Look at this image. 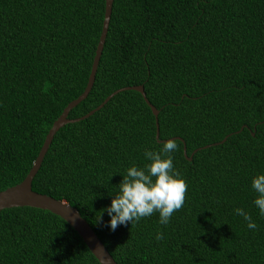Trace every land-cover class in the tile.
I'll return each instance as SVG.
<instances>
[{
	"label": "trees",
	"instance_id": "obj_1",
	"mask_svg": "<svg viewBox=\"0 0 264 264\" xmlns=\"http://www.w3.org/2000/svg\"><path fill=\"white\" fill-rule=\"evenodd\" d=\"M105 7L0 0V191L26 178L55 120L85 90ZM141 84L160 110V139H183H174L173 163L188 188L168 225L158 213L115 231L106 213L97 220L125 169L164 142L137 90L63 126L33 189L76 208L118 264H264V217L250 187L264 171V0H114L95 83L69 118ZM185 143L188 156L198 149L192 160ZM0 264L101 263L62 217L18 206L0 210Z\"/></svg>",
	"mask_w": 264,
	"mask_h": 264
},
{
	"label": "clouds",
	"instance_id": "obj_2",
	"mask_svg": "<svg viewBox=\"0 0 264 264\" xmlns=\"http://www.w3.org/2000/svg\"><path fill=\"white\" fill-rule=\"evenodd\" d=\"M178 145L172 138L166 139L158 150L145 149L144 163L132 162L124 171L122 180L115 191L109 194L111 202L102 208L97 220H102L106 213L109 220L106 226L115 231L119 226L138 223L143 218L158 213V223L168 225L173 213L180 210L185 203L187 181L173 163V153ZM253 205L259 215L264 217V171L251 176ZM235 215L242 217L248 229L258 228L250 212L242 207L233 209ZM165 234L157 229L154 239L161 241Z\"/></svg>",
	"mask_w": 264,
	"mask_h": 264
},
{
	"label": "water",
	"instance_id": "obj_3",
	"mask_svg": "<svg viewBox=\"0 0 264 264\" xmlns=\"http://www.w3.org/2000/svg\"><path fill=\"white\" fill-rule=\"evenodd\" d=\"M114 0H106L105 7V17L103 21V29L100 36V40L96 49V53L94 56L91 73L88 79L87 86L82 94L79 95L78 98L71 101L67 107L64 109L63 113L55 120L52 127L50 128L44 144L39 152L38 157L36 158L33 167L30 172L26 176V178L5 190L0 191V210L5 208H12L18 206H32L44 210H49L52 213H55L66 220L82 237L88 248L95 255V257L99 260L101 264H118L112 254L109 252L103 241L100 239L98 234L94 231L92 226L86 220L81 213L70 205L65 200L57 199L51 195L38 192L33 189V180L40 167L42 166L43 160L49 150L51 143L56 135V133L66 124L77 122L83 120L91 115H93L96 111L100 110L113 96L118 94L123 90H137L142 93L146 102L151 107L155 117H156V125H157V134L156 137L160 142L165 140L160 139V123H159V113L160 110L148 99L145 87L143 84L134 85V86H126L120 89H117L113 93H111L99 106L95 109L91 110L89 113L77 117V118H69L70 111L76 107L81 101L86 99L93 88L95 83L96 74L98 71L100 59L104 50V46L106 43V38L109 30V25L112 17ZM179 138L183 140L181 137H173L172 139ZM225 138L223 141H225ZM221 141V142H223ZM218 144V143H216ZM209 145H206L207 147ZM196 149L191 156L187 154V146L184 144V153L189 160L193 159L194 153L197 151Z\"/></svg>",
	"mask_w": 264,
	"mask_h": 264
}]
</instances>
